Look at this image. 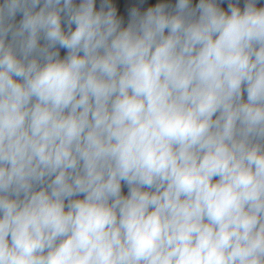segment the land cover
<instances>
[{
    "label": "clouds",
    "instance_id": "clouds-1",
    "mask_svg": "<svg viewBox=\"0 0 264 264\" xmlns=\"http://www.w3.org/2000/svg\"><path fill=\"white\" fill-rule=\"evenodd\" d=\"M0 264H264V0H0Z\"/></svg>",
    "mask_w": 264,
    "mask_h": 264
}]
</instances>
